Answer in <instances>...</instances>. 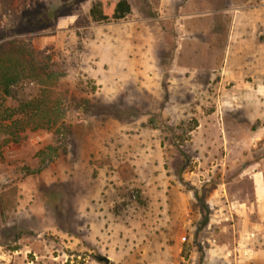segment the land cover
<instances>
[{
	"label": "rangeland",
	"instance_id": "374dc122",
	"mask_svg": "<svg viewBox=\"0 0 264 264\" xmlns=\"http://www.w3.org/2000/svg\"><path fill=\"white\" fill-rule=\"evenodd\" d=\"M99 1L118 0H0V63L21 51L48 72L13 98L0 88V264H123L179 198L185 246L207 251L199 233L213 234L248 264L229 206L264 171V56L249 71L262 48L233 36L242 21L264 42V0H127L125 19L95 23ZM32 99L53 131L26 114L11 125Z\"/></svg>",
	"mask_w": 264,
	"mask_h": 264
},
{
	"label": "crops",
	"instance_id": "0c3cea01",
	"mask_svg": "<svg viewBox=\"0 0 264 264\" xmlns=\"http://www.w3.org/2000/svg\"><path fill=\"white\" fill-rule=\"evenodd\" d=\"M246 26L244 22L238 21L235 24L233 39L237 41L235 45L239 46L241 51H244L247 46L250 48L259 45L258 47L262 48L252 54L249 50L250 54L246 57V63L248 70L251 71L253 67L258 65V62L261 63L259 54L264 56V42H257V37ZM250 65L252 68H249ZM257 69L260 70L261 68ZM252 179L253 200L233 202L229 206L233 215L237 217V223L232 226L234 228L233 238L238 246H243L246 251L253 253L251 264H264V171L254 169ZM177 202L176 209L172 211V214L163 215L162 224L155 226L153 231L147 234L146 238L142 239L138 245L129 249L122 247L120 254L123 255V264H128V261L130 264H232L229 258L231 251L227 250V247L221 248L222 257H220L219 245H217L216 237L213 234L211 237H206L199 233L201 236L198 237V243L207 238L206 242L210 244L207 251L198 249L197 246H185L183 244V240L187 239L186 232L190 228L187 222L189 204L187 199L182 198H179ZM205 204H208V201H205ZM215 218L207 223L204 228L207 229L213 223H219ZM225 221H229V219ZM174 223L179 224L175 226L174 232L176 233L172 232ZM252 233H255L256 236L252 237ZM191 240L192 237L188 239V243ZM225 251L226 253H224Z\"/></svg>",
	"mask_w": 264,
	"mask_h": 264
},
{
	"label": "trees",
	"instance_id": "16d2710c",
	"mask_svg": "<svg viewBox=\"0 0 264 264\" xmlns=\"http://www.w3.org/2000/svg\"><path fill=\"white\" fill-rule=\"evenodd\" d=\"M131 12V5L127 0H118L110 8H107L106 3L102 1L95 2L91 6L89 14L93 22L103 23L111 20H123L131 14ZM29 56L30 55L19 51L15 54L12 53L11 55H8L0 63V88L3 89V93L6 97H15L13 89L18 87L22 81L33 80L34 76L39 74L46 75L48 73L46 69L40 68L35 57ZM47 108L48 107L43 101H38L37 99L27 100L24 103H21L17 109L11 110V114L8 118L10 121L16 118V120L12 121V125L13 123H17V121H20L18 117L22 114H26L35 119H39V122H42L43 124L41 126L42 128H45L48 131H53L58 124V119L54 120L52 112L47 111ZM65 131L66 129L64 132L60 133V136L63 137ZM11 135L14 136L15 133Z\"/></svg>",
	"mask_w": 264,
	"mask_h": 264
},
{
	"label": "built area",
	"instance_id": "2783aa9c",
	"mask_svg": "<svg viewBox=\"0 0 264 264\" xmlns=\"http://www.w3.org/2000/svg\"><path fill=\"white\" fill-rule=\"evenodd\" d=\"M251 236L254 237L255 233H252ZM245 257H246V260H247L248 264H251V261H252V258H253V253L249 252L247 250V251H245Z\"/></svg>",
	"mask_w": 264,
	"mask_h": 264
},
{
	"label": "water",
	"instance_id": "95a60500",
	"mask_svg": "<svg viewBox=\"0 0 264 264\" xmlns=\"http://www.w3.org/2000/svg\"><path fill=\"white\" fill-rule=\"evenodd\" d=\"M97 259H98V261L104 262L105 264H109L110 263L109 258H107L105 256H99Z\"/></svg>",
	"mask_w": 264,
	"mask_h": 264
}]
</instances>
